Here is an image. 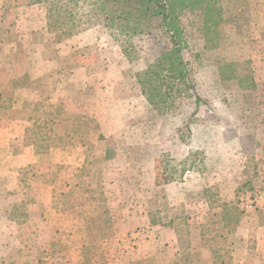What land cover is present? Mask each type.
<instances>
[{
    "label": "rangeland",
    "instance_id": "1",
    "mask_svg": "<svg viewBox=\"0 0 264 264\" xmlns=\"http://www.w3.org/2000/svg\"><path fill=\"white\" fill-rule=\"evenodd\" d=\"M29 1L0 0V89L31 71L56 76L31 92L39 111L0 112V264H173L185 249L210 257L201 228L224 233L227 264H264V0L221 27L181 16L196 96L167 111L138 77L171 47L161 27L127 53L96 19L62 34L46 4ZM75 116L87 123L79 131ZM96 137L98 148L81 146ZM63 157H78L66 176ZM89 194L80 218L74 204Z\"/></svg>",
    "mask_w": 264,
    "mask_h": 264
},
{
    "label": "trees",
    "instance_id": "2",
    "mask_svg": "<svg viewBox=\"0 0 264 264\" xmlns=\"http://www.w3.org/2000/svg\"><path fill=\"white\" fill-rule=\"evenodd\" d=\"M27 4L33 6L46 4L45 8L47 11V24L49 28L54 31L55 29H62V34H67L68 32L71 34L73 33L71 31H74L73 29H75L77 25L87 23V21L91 22L92 18H94L98 23L109 29L113 37L120 42L122 46L127 43L131 47L127 48V53L128 50L133 48L132 39L134 37L150 33L154 29V25L156 27H161L171 47L163 51L144 71L139 73L138 77L142 94L146 97L147 101L155 109H163L164 111L176 108L179 101L183 98L196 96L191 69L183 56V49L187 47V40L182 27L181 16L186 11L195 12L199 20L196 21L195 19L193 22L194 25H204L203 23L213 22L216 27H221L223 21L228 18L225 14H233V9H235V13H237L240 10L245 12L249 8L248 0H31ZM236 17H238V15H235L231 21H234ZM219 31L220 30L213 32L217 34ZM62 38L63 36L58 35L57 42L63 41ZM11 51L13 55L18 57L20 53L18 48H11ZM31 51L30 49L28 55ZM33 54L31 59H34L33 62H35L38 60V56L37 53ZM26 56L24 57L26 58ZM71 73L72 72L69 74ZM34 74L36 73L31 71L21 78H13L6 86L0 89L1 113L5 109L9 112L13 107L32 112L39 111L37 108L39 99L35 98L29 100L22 95L20 91H29L33 93L40 82L49 78L53 79L56 74L47 75L43 73L40 74L41 76L39 75L33 78ZM58 81H61V79L56 78L55 82ZM24 84H26L25 87H21ZM38 95L36 94V96ZM45 100L46 98L43 97L41 104H43ZM54 106L56 110H53V112H55L57 116L56 119L58 120L62 116L61 110L66 106L61 103ZM7 114L8 113L1 114L0 118L5 117ZM70 117L72 116H69L68 113L67 119H70ZM56 119L54 117L53 124L56 123ZM80 119V116H75L72 120V124H77L79 126L77 131L81 129L80 127H83V124H87L84 120L81 121ZM32 121V124L46 123V121L40 123L33 117ZM80 136L81 134L79 133V137ZM100 137L93 138V143L89 142L88 144L82 139L81 146L90 149L92 145H94L98 148L101 142V140H99ZM77 158L78 157H74L73 160L69 161L66 159V163L63 162V158L59 159L61 161L56 160L60 174L66 176L67 174L64 173V171H66L67 166L64 165L78 162ZM85 158L86 160H84V163L87 162V164H90V160H88L89 156L85 155ZM103 161L104 158H102L100 162L102 163ZM96 170L93 177L97 180L98 173H102V168L99 167V169ZM67 181L68 180H66L65 183H67ZM67 185L68 184H65V186ZM83 188V195L90 193L91 190L95 191L91 188L90 183L87 184V187ZM99 192H103V190ZM91 199L92 197L89 194L79 203L80 207H78L77 202H75V210L78 209L79 212L77 215L80 218L85 217L84 213H89L92 209L93 203ZM102 213H108L107 209L103 210ZM172 221L173 220H171V222ZM223 235V232L218 235L214 232L204 231V229L201 228V243H203V247L208 248V255H210V257H205L197 251H187L185 249L175 255L173 264H227L224 255L228 252V249L226 246H222ZM88 239L90 240L91 238L88 237ZM181 246L182 245H180V248L183 249V246ZM223 251H225V253H223ZM179 255H181V258H179ZM228 262L233 264V258L231 256H228ZM155 263L153 259L149 258L147 260L138 261L135 264Z\"/></svg>",
    "mask_w": 264,
    "mask_h": 264
},
{
    "label": "crops",
    "instance_id": "3",
    "mask_svg": "<svg viewBox=\"0 0 264 264\" xmlns=\"http://www.w3.org/2000/svg\"><path fill=\"white\" fill-rule=\"evenodd\" d=\"M26 47H29V45L28 44H26L25 45ZM23 49H25V48H23ZM39 76V74H34V76H33V78H36V77H38ZM21 92V94L22 95H24L26 98H28L29 100H31V99H33V96L31 95L32 93H30L29 91H25V92H22V91H20ZM57 161H61V160H59V159H56ZM69 161V160H68ZM63 162H67V160H66V158H64L63 157Z\"/></svg>",
    "mask_w": 264,
    "mask_h": 264
}]
</instances>
